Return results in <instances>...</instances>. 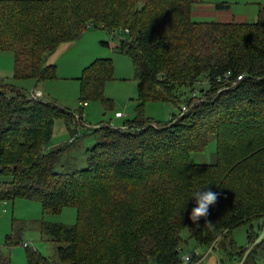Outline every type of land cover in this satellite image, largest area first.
<instances>
[{
	"label": "trees",
	"instance_id": "trees-1",
	"mask_svg": "<svg viewBox=\"0 0 264 264\" xmlns=\"http://www.w3.org/2000/svg\"><path fill=\"white\" fill-rule=\"evenodd\" d=\"M181 4L0 0V49L14 52L17 79L53 78L55 66L45 64L47 55L99 26L118 33L116 49L130 56L138 83L135 117L123 119L122 127L94 128L98 139L87 151V167L70 172L55 171L62 149L46 145L54 119L64 117L70 124L74 113L30 98L14 85H0V200H35L44 213L77 209L73 225L41 222L56 243V259L27 250L28 264H181L182 230L214 249L218 236L256 221L258 229L249 232L245 246L231 239L217 258L218 264H239L264 227L259 222L264 217V7L252 22H197ZM177 5L185 8L184 15ZM214 6L229 8L226 2ZM112 71L110 58L86 65L80 76L83 100L102 98ZM149 101H164L179 111L159 124L142 113ZM211 134L216 163L196 168H209L212 175L173 180L178 159L204 150ZM134 183L140 192H131ZM207 183L212 184L201 190L218 197L194 224L189 219L193 199L181 211L179 205L190 190ZM18 236L14 229L5 245ZM192 260L199 261L194 254ZM263 260L264 239L243 264ZM9 262L0 248V264Z\"/></svg>",
	"mask_w": 264,
	"mask_h": 264
},
{
	"label": "rangeland",
	"instance_id": "rangeland-1",
	"mask_svg": "<svg viewBox=\"0 0 264 264\" xmlns=\"http://www.w3.org/2000/svg\"><path fill=\"white\" fill-rule=\"evenodd\" d=\"M179 1H182L183 7L188 8V15L191 19L197 22L218 21V18L223 17H231L237 22H252L257 19L259 10L264 7V0H202L203 2H200L206 5L213 4V6L222 1L228 3V10L219 15V13L211 14L214 11L212 8L194 7V0L191 2L189 0V3ZM177 6L184 15L185 8ZM138 16L140 15H135V18ZM115 39L111 33L99 26L88 27L80 37L60 44L47 55L45 64L54 65L55 74L53 78L40 80L17 79L14 75V52L9 49H0V85H14L28 94L30 98L35 96L43 101L53 102L81 118L79 125L72 122L67 124L64 117L54 119L52 137L46 148L48 150L62 149L55 167L56 172H70L87 167V151L95 145L98 139L94 128L108 124L120 126L123 119L135 117L138 83L134 76V66L129 55L115 49L118 45ZM215 48L210 49L208 53L214 52ZM96 58L112 60V77L104 83L102 98L84 99L86 104L82 105L84 100L80 93V76L84 67ZM117 109L123 112V118H114L113 114ZM178 111L179 109L175 106L164 101H149L142 107L144 117L159 124L169 121L172 112ZM215 113L224 115L222 111ZM71 130H74L73 134ZM71 136L75 139L73 142L70 141ZM215 154L216 137L211 134L204 150L190 153L188 160L178 159L172 179L189 182L198 177L209 178L212 175L209 168L196 167H204L197 165L215 164ZM138 186L134 183L131 192H140ZM228 187L225 186L226 189ZM239 191L238 189L236 192L239 193ZM76 221L77 209L73 206H65L55 213H44L41 203L35 200L24 198H16L14 201L0 200V248L9 257V264H28L27 250L35 251L42 257L56 259V243L42 231L41 222L69 226L75 224ZM14 229L19 236L12 245L6 246L5 238L14 234ZM257 229L256 221L237 225L222 238L220 236L216 238L214 249L190 238L188 230L184 229L180 232L181 257L194 254L195 258L199 259L197 264H218L217 258L221 252L224 253L225 244H229L232 239L237 246H245L249 232H256ZM23 242H26L28 246L25 247ZM222 257L226 259V254ZM195 262L191 261L192 264Z\"/></svg>",
	"mask_w": 264,
	"mask_h": 264
},
{
	"label": "clouds",
	"instance_id": "clouds-1",
	"mask_svg": "<svg viewBox=\"0 0 264 264\" xmlns=\"http://www.w3.org/2000/svg\"><path fill=\"white\" fill-rule=\"evenodd\" d=\"M212 184L207 183L201 187L190 190L188 194L181 200L179 205L180 211L183 209V206L186 200L191 197L194 201L195 206L191 209L189 213V219L195 224L202 217H206L208 214L209 207L213 205L218 197V193L211 190H201L204 186ZM182 264H191V255H185L181 257Z\"/></svg>",
	"mask_w": 264,
	"mask_h": 264
},
{
	"label": "crops",
	"instance_id": "crops-1",
	"mask_svg": "<svg viewBox=\"0 0 264 264\" xmlns=\"http://www.w3.org/2000/svg\"><path fill=\"white\" fill-rule=\"evenodd\" d=\"M195 2V4L193 3V5H194V7H200V6H204V7H206V8H212V9H214V11L211 13V14H216V13H219V15L220 14H223L224 12H225V10H228V9H216L215 8V6H213V4H209V5H206V4H201L200 2H203L202 0H194ZM222 2H225V1H222ZM214 7V8H213ZM197 13H200V12H197ZM231 21H233V19H231V17L229 18V17H223V18H218V22H231ZM237 22V21H236ZM238 22H244V21H238ZM112 37H115L116 39L115 40H117L118 41V45L121 43L120 41H119V39L116 37V36H112ZM105 44H106V42H104ZM117 45V46H118ZM116 46V47H117ZM63 48H65V47H67V46H62ZM116 47H115V49H116ZM117 50V49H116ZM82 105H85L84 103H82ZM119 109H117V110H115V112L116 111H118ZM120 111V110H119ZM113 116H114V114H113ZM123 118V117H122ZM119 119H121V118H119ZM71 134H73V132L71 133ZM72 137V136H71ZM75 139H73L72 140V142L74 141ZM70 141H71V139H70Z\"/></svg>",
	"mask_w": 264,
	"mask_h": 264
},
{
	"label": "built area",
	"instance_id": "built-area-1",
	"mask_svg": "<svg viewBox=\"0 0 264 264\" xmlns=\"http://www.w3.org/2000/svg\"><path fill=\"white\" fill-rule=\"evenodd\" d=\"M124 31L127 32L128 30L125 29ZM117 34H118V33L113 32V33H111V36H116V37H118ZM227 75H229V72L227 73ZM241 77H242V76L239 75V76L237 77V79H240ZM33 98H34V99H37V97H35V96H33ZM84 104H86V102H84ZM186 110H187L186 105L183 104V105L181 106V111L184 112V111H186ZM123 116H124V114H123V112H121V111H116V112H114V118H122ZM80 120H81L80 116H76V114H73L72 123L79 125ZM108 125L114 127L112 124H108ZM120 127H122V126H120ZM73 139H74V138H73V136H72V137H71V141H72ZM23 245H24L25 247L28 246L26 242H23ZM211 249H212V248H211ZM187 255H188V254H187ZM184 256H185V255H184ZM262 264H264V261H263Z\"/></svg>",
	"mask_w": 264,
	"mask_h": 264
},
{
	"label": "water",
	"instance_id": "water-1",
	"mask_svg": "<svg viewBox=\"0 0 264 264\" xmlns=\"http://www.w3.org/2000/svg\"><path fill=\"white\" fill-rule=\"evenodd\" d=\"M260 224L264 223V217L259 219ZM264 239V227L262 228V230L260 231V233L258 234L257 238L254 240V242L251 244V246L249 247V249L247 250V252L245 253L243 259L241 260V262L239 264H243L245 259L247 258V256L249 255L250 251L257 245H259L262 240Z\"/></svg>",
	"mask_w": 264,
	"mask_h": 264
}]
</instances>
